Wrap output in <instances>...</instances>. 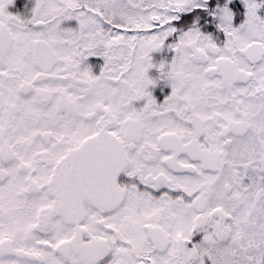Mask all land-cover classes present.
<instances>
[{
  "label": "snow or ice",
  "instance_id": "1",
  "mask_svg": "<svg viewBox=\"0 0 264 264\" xmlns=\"http://www.w3.org/2000/svg\"><path fill=\"white\" fill-rule=\"evenodd\" d=\"M0 264H264V0H0Z\"/></svg>",
  "mask_w": 264,
  "mask_h": 264
},
{
  "label": "rangeland",
  "instance_id": "2",
  "mask_svg": "<svg viewBox=\"0 0 264 264\" xmlns=\"http://www.w3.org/2000/svg\"><path fill=\"white\" fill-rule=\"evenodd\" d=\"M153 55V58H154V60H159V58H160V54L159 53H153L152 54ZM101 59V62H102V58H100ZM150 73L151 74H155V69H153V70H150Z\"/></svg>",
  "mask_w": 264,
  "mask_h": 264
},
{
  "label": "flooded vegetation",
  "instance_id": "3",
  "mask_svg": "<svg viewBox=\"0 0 264 264\" xmlns=\"http://www.w3.org/2000/svg\"><path fill=\"white\" fill-rule=\"evenodd\" d=\"M157 92H159V88L157 89Z\"/></svg>",
  "mask_w": 264,
  "mask_h": 264
}]
</instances>
